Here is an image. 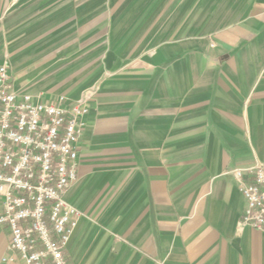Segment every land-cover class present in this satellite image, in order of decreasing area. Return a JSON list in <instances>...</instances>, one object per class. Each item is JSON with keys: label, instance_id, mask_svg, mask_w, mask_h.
<instances>
[{"label": "crops", "instance_id": "obj_1", "mask_svg": "<svg viewBox=\"0 0 264 264\" xmlns=\"http://www.w3.org/2000/svg\"><path fill=\"white\" fill-rule=\"evenodd\" d=\"M4 64L89 109L68 264H264L233 173L264 164V0H0Z\"/></svg>", "mask_w": 264, "mask_h": 264}, {"label": "built area", "instance_id": "obj_2", "mask_svg": "<svg viewBox=\"0 0 264 264\" xmlns=\"http://www.w3.org/2000/svg\"><path fill=\"white\" fill-rule=\"evenodd\" d=\"M67 105L16 92L8 64L0 66V224L21 264H68L64 250L82 218L66 195L89 109ZM233 173L245 201L241 226L264 233V164Z\"/></svg>", "mask_w": 264, "mask_h": 264}]
</instances>
